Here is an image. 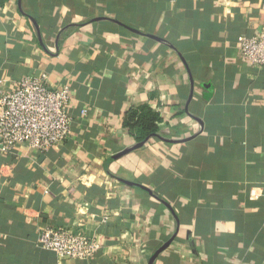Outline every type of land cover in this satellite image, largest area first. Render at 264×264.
I'll return each mask as SVG.
<instances>
[{
	"label": "crops",
	"instance_id": "crops-1",
	"mask_svg": "<svg viewBox=\"0 0 264 264\" xmlns=\"http://www.w3.org/2000/svg\"><path fill=\"white\" fill-rule=\"evenodd\" d=\"M262 25L264 0H0L3 86L74 95L58 148L0 152V264H264V66L237 51ZM47 223L101 247L58 259Z\"/></svg>",
	"mask_w": 264,
	"mask_h": 264
},
{
	"label": "built area",
	"instance_id": "built-area-1",
	"mask_svg": "<svg viewBox=\"0 0 264 264\" xmlns=\"http://www.w3.org/2000/svg\"><path fill=\"white\" fill-rule=\"evenodd\" d=\"M237 51L251 67H263L264 25L240 36ZM73 96L69 85L50 87L45 72L21 76L8 88L0 79V152L23 147L44 153L58 148L71 133ZM79 113L85 114L86 109L79 108ZM250 194L256 196V189ZM34 243L58 259L74 260L89 259L101 247L97 238L87 237L80 229L48 223L37 228Z\"/></svg>",
	"mask_w": 264,
	"mask_h": 264
},
{
	"label": "trees",
	"instance_id": "trees-1",
	"mask_svg": "<svg viewBox=\"0 0 264 264\" xmlns=\"http://www.w3.org/2000/svg\"><path fill=\"white\" fill-rule=\"evenodd\" d=\"M156 123V113L144 107L130 109L125 117V126L137 140H144L151 136L156 128Z\"/></svg>",
	"mask_w": 264,
	"mask_h": 264
},
{
	"label": "water",
	"instance_id": "water-1",
	"mask_svg": "<svg viewBox=\"0 0 264 264\" xmlns=\"http://www.w3.org/2000/svg\"><path fill=\"white\" fill-rule=\"evenodd\" d=\"M145 141H143L142 143H139V145L138 146H141V144H143Z\"/></svg>",
	"mask_w": 264,
	"mask_h": 264
}]
</instances>
